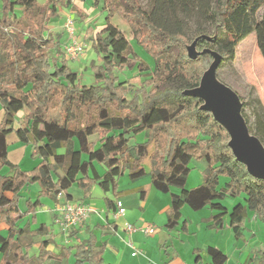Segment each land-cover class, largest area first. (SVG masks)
Masks as SVG:
<instances>
[{"label": "trees", "instance_id": "1", "mask_svg": "<svg viewBox=\"0 0 264 264\" xmlns=\"http://www.w3.org/2000/svg\"><path fill=\"white\" fill-rule=\"evenodd\" d=\"M58 1L0 3V103L6 110L0 124V264H61L70 257L74 264H105L94 234L62 245L59 252L51 249L54 235L46 223L38 224L37 208L43 195L56 202L59 193L74 199L69 189L75 184L84 196L96 184L115 192L125 174L133 182L150 178L156 189L170 194L168 229L181 224L186 204L194 210L209 206V227L217 230L224 228L229 214L236 237L242 234L248 210L264 220V178L238 160L228 128L206 108L203 97L190 92L201 85L207 70L202 50H215L222 63L234 62L239 45L255 32L264 58V0H150L146 8L137 0H106L109 15L118 13L130 24L136 44L153 65L132 44L119 46L125 35L108 17L101 31L90 25L84 35L101 59L92 63L94 84H82L79 72L65 61L60 36L44 34L48 22L59 15ZM193 19L196 28L190 36ZM136 66L150 77L139 86L121 80L118 72ZM24 108L28 110L16 133L40 157L30 170L8 159L7 136ZM241 113L249 123L244 108ZM260 125L254 134L263 142ZM98 132L101 137L92 141ZM140 134L145 140H137ZM61 147L64 152H59ZM192 158L206 162L204 180L186 188ZM94 161L105 167L99 180L90 173ZM6 164L12 173L2 172ZM221 176L228 178L223 186ZM36 182L39 197L28 199L22 210L21 191ZM242 194L244 202L231 211L222 202ZM187 225L185 219L181 226ZM74 233L72 228L70 235ZM207 252L211 264L228 260L214 246ZM258 264H264V251Z\"/></svg>", "mask_w": 264, "mask_h": 264}, {"label": "rangeland", "instance_id": "2", "mask_svg": "<svg viewBox=\"0 0 264 264\" xmlns=\"http://www.w3.org/2000/svg\"><path fill=\"white\" fill-rule=\"evenodd\" d=\"M40 4L46 3L48 0H38ZM67 1V0H66ZM65 0L58 1V17L55 21L50 20L47 25H55L53 31L56 35L60 36L61 45L64 46L70 38L69 31L66 27L67 19L69 16L74 18V25L76 27L75 36L86 43V49L84 53L77 59L69 58L64 52L65 61L80 74V80L82 84H94L95 76L92 63L97 64L101 62L96 51L92 47V42L87 40L84 36L87 25L97 27V32L103 29L109 17L110 21L116 25L120 30L123 31L125 37L120 42L119 46L124 48L127 43L132 44L136 51L150 64L153 65L152 60L149 58V54L143 50L140 45H137L134 39V33L130 24L123 19L118 13L109 15V10L105 7V0H71L70 4H67ZM143 7L149 6L150 0H137ZM80 7L86 14V18H80V13L73 9L72 3ZM1 3V0H0ZM71 5V7H70ZM79 17V18H77ZM190 26L187 32L192 36L196 28L195 19L191 20ZM46 34V33H45ZM47 36V34H46ZM195 52H200L198 48L194 49ZM210 51L202 52V58L207 69H209L216 60V51L209 49ZM52 57L55 52H51ZM63 57V56H62ZM108 58L110 55L107 56ZM121 80L129 81L139 86L142 81L150 77L149 72H143L138 66L127 69L123 72H118ZM215 81L222 83L230 87L237 93L242 102V108L249 117V123L247 126L249 131L256 137L254 132L257 130L256 126L260 123L264 132V58L259 50L257 36L253 32L245 41H243L237 51V58L234 62L226 61L220 62L214 77ZM243 102L246 103L245 107ZM27 108L20 111L15 118L14 130L8 133V159L12 164L19 165L22 169L30 170L34 168L40 161V157L33 156V146L29 143L20 140L16 133V129L20 126V121L24 114L27 112ZM6 114V110L0 103V124L2 123ZM242 115V114H241ZM260 125V127H261ZM251 128V129H250ZM261 132V130H260ZM262 133V132H261ZM264 134V133H263ZM102 135V132H98L91 136V140H98ZM259 139V138H258ZM137 140L143 141L145 137L143 134L138 135ZM261 141V140H260ZM264 147V141L262 142ZM78 147V144H76ZM153 149V145L150 146V150ZM65 148H59V152H64ZM84 158H88L87 154L83 155ZM99 169L104 167L97 161L93 162ZM147 166L149 168V160H147ZM191 171L188 176L186 188H193L201 184L204 180V169L206 162L197 158H192L190 162ZM105 168V167H104ZM2 172L4 174L12 173V166L6 164ZM92 173L97 175L96 169H92ZM220 186H223L228 178L221 176ZM77 187V185H74ZM40 184L38 182L32 183L26 186L21 191L20 206L25 208L26 201L28 199L36 200L40 193ZM173 190H180L177 187H173ZM42 205L37 209L40 220L47 222L50 226H54L61 229L59 222L57 221V215H52L49 207L52 205L51 201L53 198L49 196H42ZM245 194L237 197L227 196L222 199L223 204L228 208L229 211L233 207L244 202ZM186 206L190 209V213L183 212L182 222L186 219L188 224L194 230L193 240H200L201 242H210L212 240L211 234L216 233L214 230H207L209 227L208 218H203L204 211H208L211 215L212 210L209 206H206L199 210L192 209L189 205ZM58 213V212H57ZM209 215V216H210ZM228 223L223 229L217 230V235L214 237L216 242L221 246L224 253L232 259L231 264H258L259 258L264 251V220L255 214L252 210H248L247 216L243 223L242 234L236 237L233 230L229 226V214L226 215L225 219ZM57 225V226H56ZM209 229V228H208ZM210 233V234H209ZM59 236V235H58ZM57 236V237H58ZM61 237V236H59ZM56 240L59 241L60 238ZM228 264V263H227Z\"/></svg>", "mask_w": 264, "mask_h": 264}, {"label": "crops", "instance_id": "3", "mask_svg": "<svg viewBox=\"0 0 264 264\" xmlns=\"http://www.w3.org/2000/svg\"><path fill=\"white\" fill-rule=\"evenodd\" d=\"M71 5L76 6L74 2ZM78 9L80 18H83V15L86 18L84 11L80 7ZM57 17L51 20L55 21ZM54 27L53 23L46 26L44 32V34H47V36L45 34L46 37L51 34L56 35L53 31ZM91 167V175L99 180L105 172V168L99 167L98 169L94 163H92ZM92 169H96L97 175L92 173ZM69 193L75 197L71 201L87 203L93 206L96 212L91 213L86 221L74 227L75 233L73 236L72 234L66 235L58 227L55 229L53 225L50 226L47 222L40 220L38 216V224L46 223L49 231L54 235V243L50 245V248L57 252H59L62 245H72L78 240L89 238L91 234L96 236L99 245L103 247L105 264H211L212 257L208 254L207 247L211 245L222 250L214 239L218 232L217 229L207 228V230L211 229L216 232L211 234L212 240L210 242L193 240L192 235L195 232L189 224L185 228L179 225L175 229H168L166 221L167 212L171 205L170 194L156 189L152 185L150 178L133 182L125 174L119 178L118 188L115 192L112 189L105 191L96 184L92 187L89 196H84V191L74 185L69 189ZM117 199L123 201L126 207V214L116 218L115 203ZM64 200L67 199L63 195L60 201ZM58 202L55 200L51 201L52 205L49 209L53 216L58 214L56 209ZM21 209L25 210L26 207H21ZM183 212L190 213L191 211L185 205ZM204 215L203 218L205 219L206 217L207 219L210 213L204 211ZM128 222L138 227L150 224L155 227V232L150 234L142 229L128 232L125 227ZM227 223L226 221L224 228ZM38 224L32 227H37ZM57 236L60 238L59 241L56 240ZM40 239L37 240L39 241ZM34 249H37V245L34 246ZM222 251L224 252V250ZM74 261V257H70L61 264H74ZM227 263H232V259L229 256L225 264Z\"/></svg>", "mask_w": 264, "mask_h": 264}, {"label": "water", "instance_id": "4", "mask_svg": "<svg viewBox=\"0 0 264 264\" xmlns=\"http://www.w3.org/2000/svg\"><path fill=\"white\" fill-rule=\"evenodd\" d=\"M206 51L210 50L205 49L203 52ZM215 55L216 60L206 70L201 85L190 92L203 97L206 108L212 110L215 118L228 128L231 134L230 144L238 160L246 163L253 175L264 178V147L260 139L249 131L247 122L241 115L242 102L239 96L230 87V91L214 87V85L222 84L214 79L221 62V55L218 52Z\"/></svg>", "mask_w": 264, "mask_h": 264}, {"label": "built area", "instance_id": "5", "mask_svg": "<svg viewBox=\"0 0 264 264\" xmlns=\"http://www.w3.org/2000/svg\"><path fill=\"white\" fill-rule=\"evenodd\" d=\"M66 27L69 31L70 38L63 46V50L69 58L77 59L84 53L87 45L75 36L76 27L72 16L68 17ZM62 196V193H59L57 196L59 201L56 208L58 212L57 221L59 222L63 233L69 235L72 228L86 221L90 217L91 213L96 212V209L87 203L75 202L71 200L60 201ZM115 205V217L124 216L126 214V207L124 206L123 201L117 199ZM125 227L128 232H133L138 229H142L144 232L150 234L155 232V227L150 224L138 227L128 222L125 224Z\"/></svg>", "mask_w": 264, "mask_h": 264}, {"label": "bare ground", "instance_id": "6", "mask_svg": "<svg viewBox=\"0 0 264 264\" xmlns=\"http://www.w3.org/2000/svg\"><path fill=\"white\" fill-rule=\"evenodd\" d=\"M214 87L219 88V89H221L223 91H230V88L225 86V85H223V84H217V85H214ZM263 153H264V151H263Z\"/></svg>", "mask_w": 264, "mask_h": 264}]
</instances>
